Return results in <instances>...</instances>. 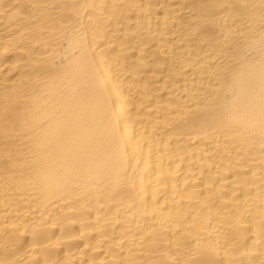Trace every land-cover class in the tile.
I'll use <instances>...</instances> for the list:
<instances>
[{
    "label": "bare ground",
    "instance_id": "1",
    "mask_svg": "<svg viewBox=\"0 0 264 264\" xmlns=\"http://www.w3.org/2000/svg\"><path fill=\"white\" fill-rule=\"evenodd\" d=\"M0 264H264V0H0Z\"/></svg>",
    "mask_w": 264,
    "mask_h": 264
}]
</instances>
